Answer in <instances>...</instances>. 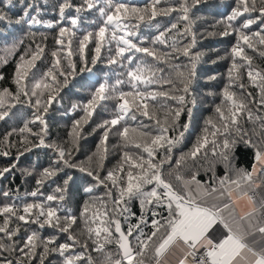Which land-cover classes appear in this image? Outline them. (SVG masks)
I'll return each instance as SVG.
<instances>
[{"label":"snow or ice","instance_id":"1","mask_svg":"<svg viewBox=\"0 0 264 264\" xmlns=\"http://www.w3.org/2000/svg\"><path fill=\"white\" fill-rule=\"evenodd\" d=\"M208 4L0 0V25L30 36L0 48V63L15 58L14 89L0 88V264H264V0H232L205 29L234 37L216 59L198 50ZM220 61L224 73L201 72ZM80 73L87 96L52 139L49 113ZM40 149L46 166L19 167ZM17 172L31 190L11 186Z\"/></svg>","mask_w":264,"mask_h":264},{"label":"trees","instance_id":"2","mask_svg":"<svg viewBox=\"0 0 264 264\" xmlns=\"http://www.w3.org/2000/svg\"><path fill=\"white\" fill-rule=\"evenodd\" d=\"M76 3H79V0H75ZM129 3H135L138 5H142L146 2V0H127ZM232 3V0H209L208 6H201V11L197 14L202 19L198 22L199 30H198V50L204 51L209 54L210 59H216L218 56H223L227 50L231 47L234 42V37H219V36H208L205 29L208 31H213L214 29L210 28L209 25L213 23L216 19H219L221 15L228 12L230 9L228 5ZM48 14L44 16L45 20H50L53 18L51 10L48 9ZM15 10L13 13H9V15H15ZM92 17H89L91 19ZM207 20L208 23H205L204 20ZM148 30L145 29L146 33ZM40 32H44L48 35L47 45L48 49L51 50L55 47L54 37L56 35L55 31L40 29ZM39 35V34H38ZM14 38H22L25 41V44L29 42L30 36L25 34V30L18 29V27H8L5 28L3 25H0V48L3 47L4 44L11 43ZM75 47V45H73ZM91 47V46H90ZM22 51V49H21ZM0 55H5L4 52L0 51ZM19 53H17V56ZM9 63L4 65L0 63V75L4 76L3 80H0V88L9 87L14 89V85L12 84V76L15 71V58L9 56ZM50 59V57H49ZM256 63H264L257 56ZM46 65L40 64L39 67L43 69ZM227 67V61H220L217 64H205L201 68V72L205 74H215V73H224ZM104 69L105 72L108 71V68L104 64H100L97 66V69ZM97 75L99 77H103L102 72L97 71ZM115 77H113L114 79ZM94 77L90 76L88 73H80L74 79H72L66 87L61 95L62 100L60 103L56 104L54 108L50 111L48 117V123L51 131L52 139L63 138L66 135L67 127L70 125V119L67 116H62L61 113L67 109L71 103L77 101L78 99H82L87 96V88L86 85L89 81H92ZM209 114V105L205 103H200L197 105V108L194 110V119L193 126L191 129L192 135L189 137V140L194 139V135L198 132L200 124L204 117ZM101 117H95L94 119L99 120ZM186 119L182 117V122ZM11 126V122L9 124H4L0 122V133L8 130ZM94 126V125H93ZM88 131H91V128H88ZM98 140V136H88L87 143L84 145V151L87 152L89 149H94L95 143ZM84 156L81 155L80 159H83ZM250 157L245 151H241L240 153V163H245L247 159ZM9 160L5 158H0V167L6 166ZM48 162V157L46 155V150L40 149L36 150L33 153L27 154L24 158H22L21 164L19 167H29L32 164H38L40 166H46ZM115 162L114 159L111 161ZM110 166V165H109ZM74 178L76 179V184L79 186L80 176L81 174L78 172L72 173ZM11 179V177L9 178ZM27 181V182H25ZM9 181L5 180L0 182V184H8ZM12 187H20L21 191L24 189L31 190L34 186V183L26 177H23L19 172L16 173V177L11 184ZM75 199L77 201H81L84 198L82 192L74 193Z\"/></svg>","mask_w":264,"mask_h":264}]
</instances>
